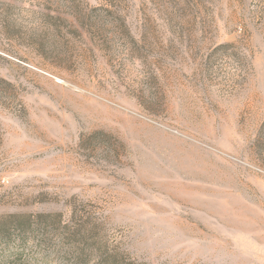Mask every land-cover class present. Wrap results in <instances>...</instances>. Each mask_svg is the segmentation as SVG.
<instances>
[{"label":"rangeland","instance_id":"1","mask_svg":"<svg viewBox=\"0 0 264 264\" xmlns=\"http://www.w3.org/2000/svg\"><path fill=\"white\" fill-rule=\"evenodd\" d=\"M0 264H264V0H0Z\"/></svg>","mask_w":264,"mask_h":264}]
</instances>
